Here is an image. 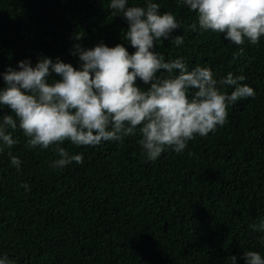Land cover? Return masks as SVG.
Wrapping results in <instances>:
<instances>
[{
  "label": "trees",
  "instance_id": "16d2710c",
  "mask_svg": "<svg viewBox=\"0 0 264 264\" xmlns=\"http://www.w3.org/2000/svg\"><path fill=\"white\" fill-rule=\"evenodd\" d=\"M109 2L0 0V88L3 73L22 60L34 67L41 57L59 58L79 68L76 43L125 44L134 53L124 39L127 22L112 15ZM153 2L180 23L173 38H184L180 46L171 38L157 42L166 62L184 58L190 70L207 66L217 79L244 75L255 97L230 105L214 133L197 136L182 153L166 149L155 162L137 135L87 148L65 142L83 163L58 170L50 166L59 158L53 149L25 147L17 129L10 151L20 170L9 149L0 153V255L14 264H231L248 250L264 256V232L251 227L264 221V37L246 42L244 57L233 61L238 48L223 34L200 31L198 23L189 29L196 13L177 0ZM9 113L0 109V116Z\"/></svg>",
  "mask_w": 264,
  "mask_h": 264
},
{
  "label": "clouds",
  "instance_id": "9594fccd",
  "mask_svg": "<svg viewBox=\"0 0 264 264\" xmlns=\"http://www.w3.org/2000/svg\"><path fill=\"white\" fill-rule=\"evenodd\" d=\"M196 13L189 26L193 32L223 34L237 46L233 61L245 55L243 45H256L264 37V0H177ZM113 16L126 20L124 39L135 49L129 53L125 44L109 47L100 43L91 49L74 44L72 55L78 56L79 68L41 57L33 67L30 60L18 62V70L9 67L3 73L5 87L0 88V153L9 149L11 165L17 171L21 160L10 149L19 143L13 133L19 129L26 138L25 147L52 148L59 158L51 163L64 169L83 155H71L64 147H96L109 141L137 136L147 161L155 162L166 149L182 153L197 136L206 137L223 126L228 108L237 101L255 97V90L242 83L244 75L229 72L214 77L210 67L196 65L189 69L184 58L165 61L156 51L157 42L172 39L176 46L184 38L176 35L181 25L172 12L161 13L160 5L145 0L143 6L129 0H110ZM80 41L83 36L75 34ZM166 73V75H163ZM53 76L59 79H51ZM146 87H141L137 81ZM233 88L229 94L226 89ZM191 155V153H189ZM26 191L28 184H22ZM264 232V221L251 225ZM231 264H264L259 251L248 250L232 255ZM0 264H14L0 255Z\"/></svg>",
  "mask_w": 264,
  "mask_h": 264
}]
</instances>
